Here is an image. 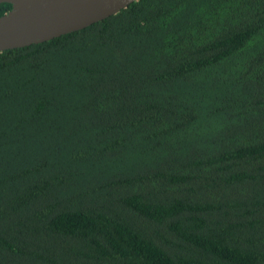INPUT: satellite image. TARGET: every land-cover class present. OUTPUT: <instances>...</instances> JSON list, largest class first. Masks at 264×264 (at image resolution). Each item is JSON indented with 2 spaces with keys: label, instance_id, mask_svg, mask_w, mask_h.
Returning <instances> with one entry per match:
<instances>
[{
  "label": "trees",
  "instance_id": "obj_1",
  "mask_svg": "<svg viewBox=\"0 0 264 264\" xmlns=\"http://www.w3.org/2000/svg\"><path fill=\"white\" fill-rule=\"evenodd\" d=\"M0 264H264V0L0 53Z\"/></svg>",
  "mask_w": 264,
  "mask_h": 264
},
{
  "label": "water",
  "instance_id": "obj_2",
  "mask_svg": "<svg viewBox=\"0 0 264 264\" xmlns=\"http://www.w3.org/2000/svg\"><path fill=\"white\" fill-rule=\"evenodd\" d=\"M138 0H0V53L85 29Z\"/></svg>",
  "mask_w": 264,
  "mask_h": 264
}]
</instances>
